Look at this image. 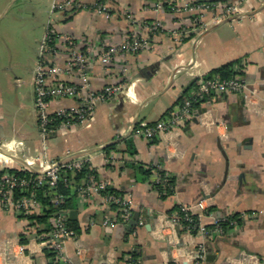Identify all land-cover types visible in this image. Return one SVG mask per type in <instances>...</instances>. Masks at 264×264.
Listing matches in <instances>:
<instances>
[{
    "label": "crops",
    "instance_id": "obj_1",
    "mask_svg": "<svg viewBox=\"0 0 264 264\" xmlns=\"http://www.w3.org/2000/svg\"><path fill=\"white\" fill-rule=\"evenodd\" d=\"M9 1L5 0V5ZM99 1L107 13L87 9L52 13L49 24L57 39L56 60L63 63L61 38L65 34L97 46L133 38L147 41L140 52L121 53L110 65L96 60L92 63L94 88L122 84V91L99 104L91 118L75 128L44 138L38 118L31 114L25 119L32 128L30 132L15 136L5 127V83L0 73V147L8 153L40 172L44 160L58 161L67 152L96 150L126 137L136 121L135 129L139 124L161 119L167 110L179 105L178 100L193 80L235 60H240L236 69L243 73L251 98L247 99L245 92H230L203 101L172 136L169 147L166 139L149 140L134 129L110 153L103 150L82 156L98 179L110 183V188L131 191L134 212L140 213L144 225L136 234L121 222L104 226L105 221L118 217L117 211L99 194L88 199L79 196L75 221L80 228L77 241L83 251L77 255L76 242L68 240L65 253L72 263L64 264H124L131 253L136 254L138 264H193L200 245L206 247L204 264H257L264 257V0ZM175 1L238 5L240 12L253 14L212 24L210 27L217 26L197 40L202 32L196 30L193 14L173 11L171 3ZM210 17L209 12L207 19ZM158 20L164 25L162 31L151 33L145 28L147 23ZM183 28L189 35L195 33V37L178 42L172 31ZM34 97L35 85L33 100ZM71 103L61 100L53 106ZM223 153L228 157V170ZM5 162L9 160L0 153V171ZM131 163L163 166L175 180L173 193L166 198L160 196L153 187L156 175L136 181ZM13 165L24 168L18 161ZM203 198L212 199L211 207L197 210L195 215L200 224L208 227L210 236L171 223V212L176 207L192 205ZM42 212L43 207L35 213ZM235 215L239 221L236 226L224 233L216 230L217 219ZM43 229V225L5 210L0 201V263L5 257L7 264H49V253L39 245ZM23 238L25 243L21 242ZM20 244L25 245L23 251Z\"/></svg>",
    "mask_w": 264,
    "mask_h": 264
},
{
    "label": "built area",
    "instance_id": "obj_2",
    "mask_svg": "<svg viewBox=\"0 0 264 264\" xmlns=\"http://www.w3.org/2000/svg\"><path fill=\"white\" fill-rule=\"evenodd\" d=\"M52 9L53 13L76 12L84 9L98 14L107 13L106 6L99 0L93 3H87L83 0H56ZM171 9L176 12L186 10L193 14L192 20L198 32H203L212 24H217L240 13L238 5L222 6L217 2L178 3L175 1L171 3ZM209 12L211 17L207 19ZM52 27V24H49L42 42L34 79L35 110L38 127L44 138L56 131H67L88 121L99 104L110 101L122 91V84H108L99 89L93 87L91 68L94 60L110 65L121 53H137L148 44L147 41L133 38L118 44L97 46L92 42L65 34L61 38L62 52L60 57L63 63L59 64L55 56L56 46L55 44L53 47L50 45L51 42L56 43L57 40L55 30ZM163 27V23L159 20L145 25V28L151 33H158L162 31ZM172 34L178 42H182L189 35V31L185 28L174 29ZM82 46L86 48L87 54ZM230 92H245V97L247 99L251 98V93L247 92V85L242 75H236L230 79L215 76L212 79L205 80L203 77L198 81L197 88L191 90L190 95L182 104L174 107L164 117L155 122L139 124L135 129V133L149 140L164 138L167 140V147H169L172 136L177 134L178 130L191 117L195 103ZM61 100H70L72 103L57 107L53 106L54 102ZM200 122L206 124L203 118L200 119ZM72 154L67 152L65 157L58 161L44 160L40 174L34 178L21 177L15 173H10L9 170L18 168L13 165L14 161L12 159L5 156V159L9 162H5L0 171V201L3 208L12 210L21 217L34 214L40 210L43 206L36 198L35 190L45 187L55 188L61 179V167L72 171H80L87 163L82 157L73 158ZM59 162H61V166H58ZM157 169L163 175L157 173L154 183H166L171 175L161 165H157ZM109 189L110 183L108 181L100 180L96 174L92 173L88 176L85 186L78 187L77 192L82 199H88L92 195L99 194L110 208L116 207L118 217L114 220L105 221L104 226H111L118 222L128 225L135 213L133 194L128 191L117 195L108 192ZM62 199V197L56 196L53 203L58 205ZM211 200V198H203L192 205H179V211L170 216L171 223L184 227L182 224L184 220L188 223L185 229L192 232L193 227L191 225L196 222L194 228L197 232L207 237L210 236L208 227L200 224L199 218L195 220L193 217L197 210H208L211 207ZM69 219L70 211H58L51 219L50 230L44 233L39 240L40 247L52 254L49 257V264L72 263L65 253V243L68 240H74L77 244V255L82 254L83 248L77 241L78 234L69 227ZM222 222H229L230 227L238 224V220L233 216L220 217L214 224L219 233L225 232V229L221 226ZM94 224L95 222L91 223V225ZM143 225L144 222L139 220L132 233L136 234L138 228ZM18 247L22 251L25 249L24 244H20ZM206 257V247L200 245L197 248L193 264H204ZM7 263L4 257L0 264ZM124 264H137V262L129 257ZM257 264H264V257L258 259Z\"/></svg>",
    "mask_w": 264,
    "mask_h": 264
},
{
    "label": "rangeland",
    "instance_id": "obj_3",
    "mask_svg": "<svg viewBox=\"0 0 264 264\" xmlns=\"http://www.w3.org/2000/svg\"><path fill=\"white\" fill-rule=\"evenodd\" d=\"M52 5L53 0H10L6 5L5 0H0V73L5 83V127L15 136L26 135L32 129L25 123L27 117L33 114L37 118L34 72L52 17Z\"/></svg>",
    "mask_w": 264,
    "mask_h": 264
},
{
    "label": "trees",
    "instance_id": "obj_4",
    "mask_svg": "<svg viewBox=\"0 0 264 264\" xmlns=\"http://www.w3.org/2000/svg\"><path fill=\"white\" fill-rule=\"evenodd\" d=\"M195 33L190 34L187 39L184 40H190L195 37ZM54 41L50 43L51 47L54 46ZM240 63V60H235L231 61L229 63H226L224 65H221L217 68H214L211 70L207 75H205L204 79H212L215 76H220L221 78L225 79H230L235 77L236 75H241L243 74L242 72L238 71L236 69L237 64ZM198 81L199 79H195L191 82L189 87L185 90L184 94L180 97L178 100L177 104H182L184 100L190 95L191 90L197 88L198 86ZM203 101H199L198 103L194 104L195 106H198L202 103ZM170 111L167 110L165 115ZM117 147V144L109 146L105 149L106 153H110L111 151L115 150ZM131 167L136 170V181H144L148 180L152 175H156L159 173L160 175H163L161 172L158 171L156 165H149L147 167L140 165V164H135L131 163ZM61 179L59 180L58 184L56 185L55 188L51 189L48 187L45 188H38L35 190V195L36 198L42 203L43 205V212L40 214L34 213L31 215H27L24 218L27 220L31 221V223L38 224L40 226H44L43 233H46L50 230L51 228V219L56 215V213L60 210H68V211H73V210H78L79 206V194L77 192L78 187H84L86 184V180L88 176L92 173L95 174V172L90 169V166L88 163H85L84 167L80 171H72L68 170L64 167H61ZM10 173H15L18 176L21 177H36L38 176L37 173L31 172L27 169H12L9 170ZM174 183L175 180L173 177H170L166 183H153V187L155 190L158 191L160 196L162 198H166L170 194L173 193L174 191ZM76 189V190H75ZM108 192L115 193L117 195L124 194L123 191H117L112 188L108 190ZM62 197L63 199L58 205H55L53 203V199L55 197ZM113 209H116L114 206ZM180 206L176 207L173 212L179 211ZM120 214V213H119ZM195 220L198 218L196 215L193 217ZM235 219L238 218L237 215L234 216ZM239 222V221H238ZM184 229L185 226H187V222L183 220ZM196 222H194L191 226L192 232L195 233L197 232L196 228H194ZM221 226L226 230L229 228V222H222ZM69 227L73 230L76 231L78 234L80 228L77 225V221L69 219ZM186 230V229H185ZM22 243L26 242V239L21 240ZM52 254L49 253V257ZM131 257L134 261L137 262V257L135 253H131Z\"/></svg>",
    "mask_w": 264,
    "mask_h": 264
},
{
    "label": "water",
    "instance_id": "obj_5",
    "mask_svg": "<svg viewBox=\"0 0 264 264\" xmlns=\"http://www.w3.org/2000/svg\"><path fill=\"white\" fill-rule=\"evenodd\" d=\"M252 14L253 13H243V12H240V13H237V14L231 16V17L226 18L225 20H223V21H221V22H219L217 24L219 25V24H223V23H228V22H230L232 20H235V19H238V18H241V17H245V16H250ZM216 26L217 25H214L213 27H210L209 29H207L204 32H202L198 36L197 40H199L201 38V36H203L205 33L213 30ZM170 85H171V83L168 85V87ZM136 124H137V121L134 123V125L132 127V130L130 131V133L126 137H123L122 139H119L117 141H112L110 143H107L106 145H104L102 147H99L96 150H85V151H81V152H78V153H74V154H72V157L73 158H77V157H82V156L87 155V154H91V153L96 152V151H103L107 147L116 144L118 141H123L124 139L128 138L133 133V131H134L135 127H136ZM0 153L4 154L8 158L13 159L14 161L20 162L23 165V167L26 168V169H28L29 171L34 172V173H37V174H40V172H38L37 170H35L32 166H30L22 158H20V157H18L16 155H13L11 153H8L6 150L2 149L1 147H0ZM223 154H224V157L226 159V168L228 170V166H229L228 157H227V155L225 153H223ZM58 166H61V162L58 163ZM76 218H77V212L75 210L70 211V219L71 220H75ZM139 220H140V213L139 212H135L133 218L131 219V221L127 225L128 230L131 231L133 229V227L138 224Z\"/></svg>",
    "mask_w": 264,
    "mask_h": 264
}]
</instances>
